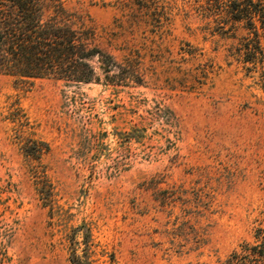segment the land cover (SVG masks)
<instances>
[{"label":"rangeland","instance_id":"rangeland-1","mask_svg":"<svg viewBox=\"0 0 264 264\" xmlns=\"http://www.w3.org/2000/svg\"><path fill=\"white\" fill-rule=\"evenodd\" d=\"M208 1L65 0L109 80L0 74V264H222L255 244L264 57Z\"/></svg>","mask_w":264,"mask_h":264},{"label":"trees","instance_id":"trees-1","mask_svg":"<svg viewBox=\"0 0 264 264\" xmlns=\"http://www.w3.org/2000/svg\"><path fill=\"white\" fill-rule=\"evenodd\" d=\"M207 10L221 23H242L252 37L246 42L245 61L264 57V0H209ZM261 29V31L259 30ZM96 30L67 8L65 0H0V74L31 84L53 77L74 84L99 80L100 69L109 80L117 68L113 56L96 42ZM251 43V48L249 45ZM47 149L33 139L30 154L39 159ZM255 244H244L222 264H258L264 258V229L255 232ZM74 264H85L73 258Z\"/></svg>","mask_w":264,"mask_h":264}]
</instances>
